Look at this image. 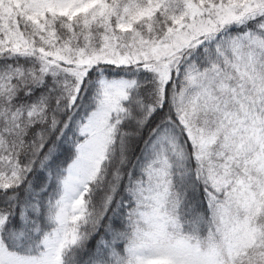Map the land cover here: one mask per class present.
Wrapping results in <instances>:
<instances>
[{
    "label": "snow or ice",
    "instance_id": "snow-or-ice-1",
    "mask_svg": "<svg viewBox=\"0 0 264 264\" xmlns=\"http://www.w3.org/2000/svg\"><path fill=\"white\" fill-rule=\"evenodd\" d=\"M0 264H264V0H0Z\"/></svg>",
    "mask_w": 264,
    "mask_h": 264
}]
</instances>
